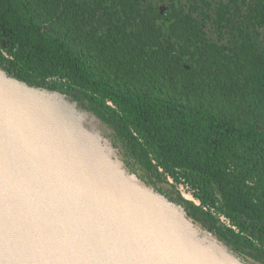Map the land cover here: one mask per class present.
<instances>
[{"label": "trees", "instance_id": "trees-1", "mask_svg": "<svg viewBox=\"0 0 264 264\" xmlns=\"http://www.w3.org/2000/svg\"><path fill=\"white\" fill-rule=\"evenodd\" d=\"M241 10L223 0H0V64L91 97L149 171L194 191L191 215L258 252L264 0ZM215 188L227 230L203 210L216 207Z\"/></svg>", "mask_w": 264, "mask_h": 264}, {"label": "water", "instance_id": "water-1", "mask_svg": "<svg viewBox=\"0 0 264 264\" xmlns=\"http://www.w3.org/2000/svg\"><path fill=\"white\" fill-rule=\"evenodd\" d=\"M5 65L0 264H264L191 215L192 200L131 154L91 97Z\"/></svg>", "mask_w": 264, "mask_h": 264}, {"label": "rangeland", "instance_id": "rangeland-1", "mask_svg": "<svg viewBox=\"0 0 264 264\" xmlns=\"http://www.w3.org/2000/svg\"><path fill=\"white\" fill-rule=\"evenodd\" d=\"M224 2H226V3H234L235 1L237 2V4H238V6L242 9L241 10V14H245V11L247 10V8L253 3V1L254 0H223ZM161 8H162V11H164L165 9H164V7H162L161 6ZM207 31H208V37L210 38V39H212V40H214V41H217V39H218V37L216 36V34L213 32V30L211 29V28H208L207 29ZM262 32H264V31H262ZM261 37L263 38V34L261 35ZM226 39H225V41L228 39V38H230V34H227L226 35V37H225ZM261 39V38H260ZM2 53H3V55L6 57V58H8V59H10L11 57H10V55H9V53L5 50V49H2ZM56 82V81H55ZM156 164V163H155ZM180 173L182 172L181 170H178ZM165 177H166V179H168L170 182H171V178L165 173ZM172 184L173 185H175V186H177V188L179 187L178 185V183L177 182H175V181H172ZM179 190V189H178ZM180 192V191H179ZM213 192H214V196L216 197V207L215 208H213V209H211V210H209L208 208H203V210H204V212H209L214 218H215V220H218V221H221L222 222V220L218 217L219 216V214L220 215H222V213H221V211H220V208H221V206H222V199H221V196H220V192H219V190H217L216 188L213 190ZM185 196V195H184ZM185 197H187V198H189L188 196H185ZM192 203H194V204H196V205H198L199 206V202H195V201H193L192 200ZM223 224L226 226V227H229L226 223H224L223 222ZM230 228V227H229ZM237 231V230H236ZM238 232V231H237ZM246 238L249 240V241H252V242H254V240L252 239V236H250V235H246ZM256 244V243H255ZM254 244V245H255ZM257 245V244H256ZM255 245V246H256ZM260 247V246H259ZM258 247V249H260ZM260 252H262V254H264V250H262V249H260L259 250Z\"/></svg>", "mask_w": 264, "mask_h": 264}, {"label": "built area", "instance_id": "built-area-1", "mask_svg": "<svg viewBox=\"0 0 264 264\" xmlns=\"http://www.w3.org/2000/svg\"><path fill=\"white\" fill-rule=\"evenodd\" d=\"M172 181H174V180L171 178V183H172ZM178 186H179L178 189H179L181 194L188 196L189 199H191L195 202H199V200L194 197V191L191 190L188 185H186L184 183H180ZM218 217L222 220V222L226 223L230 227V221L223 214L222 215L219 214ZM233 229H236V228L233 227Z\"/></svg>", "mask_w": 264, "mask_h": 264}, {"label": "flooded vegetation", "instance_id": "flooded-vegetation-1", "mask_svg": "<svg viewBox=\"0 0 264 264\" xmlns=\"http://www.w3.org/2000/svg\"><path fill=\"white\" fill-rule=\"evenodd\" d=\"M131 154L134 156V157H136L135 155H134V153L131 151ZM137 158V157H136ZM138 161L141 163V164H143L142 163V161H141V159H140V157H139V155H138ZM144 165V164H143ZM152 173H153V171H151ZM157 177L159 178V179H162V178H166L165 177V172L163 173V174H159V175H157ZM189 210H190V212H191V208L189 207Z\"/></svg>", "mask_w": 264, "mask_h": 264}]
</instances>
